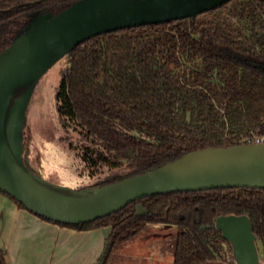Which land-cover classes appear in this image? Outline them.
Instances as JSON below:
<instances>
[{
    "label": "trees",
    "instance_id": "trees-1",
    "mask_svg": "<svg viewBox=\"0 0 264 264\" xmlns=\"http://www.w3.org/2000/svg\"><path fill=\"white\" fill-rule=\"evenodd\" d=\"M75 1L0 0V51L19 24L24 31ZM66 56L55 91L60 124L64 130L76 124L94 145L85 147L83 160L115 169L95 185L194 149L264 134V0H228L194 17L103 32ZM29 84L14 89L9 108ZM136 202L148 212L135 215ZM229 212L249 215L264 251V187L149 194L75 224L40 217L75 229L109 225L96 264H111L115 245L142 234L149 223L176 226L171 264H226L225 247L234 256L214 219ZM0 264H8L1 249Z\"/></svg>",
    "mask_w": 264,
    "mask_h": 264
},
{
    "label": "water",
    "instance_id": "water-1",
    "mask_svg": "<svg viewBox=\"0 0 264 264\" xmlns=\"http://www.w3.org/2000/svg\"><path fill=\"white\" fill-rule=\"evenodd\" d=\"M226 1L77 0L55 15L38 18L17 33L0 51V190L38 216L75 224L103 217L149 194L231 186L264 187V142L194 149L150 170L82 188L48 181L20 156L19 133L34 87L42 73L75 45L123 27L194 17ZM28 83L9 108L14 89ZM147 212L143 203H135V215ZM214 226L229 243L237 264H264L263 247L247 213L219 214Z\"/></svg>",
    "mask_w": 264,
    "mask_h": 264
},
{
    "label": "rangeland",
    "instance_id": "rangeland-1",
    "mask_svg": "<svg viewBox=\"0 0 264 264\" xmlns=\"http://www.w3.org/2000/svg\"><path fill=\"white\" fill-rule=\"evenodd\" d=\"M22 30L19 24L16 32ZM66 64L67 56L64 55L40 76L27 103L18 146L23 162L48 181L82 188L95 185L115 169L102 163L91 166L83 160L81 155L87 152L85 147L92 148L94 145L76 124H71L65 130L60 124L55 91L60 70ZM6 200L15 202L6 193H0V212L6 207ZM174 228L175 225H165L156 229L147 224L142 234L115 245L112 252L115 259L111 264H171ZM225 249V256L231 258L227 263L232 264L235 261L227 247Z\"/></svg>",
    "mask_w": 264,
    "mask_h": 264
},
{
    "label": "crops",
    "instance_id": "crops-1",
    "mask_svg": "<svg viewBox=\"0 0 264 264\" xmlns=\"http://www.w3.org/2000/svg\"><path fill=\"white\" fill-rule=\"evenodd\" d=\"M149 224L156 229L165 226ZM110 231L109 225L90 229L63 226L10 200L0 212V249L8 264H96Z\"/></svg>",
    "mask_w": 264,
    "mask_h": 264
},
{
    "label": "built area",
    "instance_id": "built-area-1",
    "mask_svg": "<svg viewBox=\"0 0 264 264\" xmlns=\"http://www.w3.org/2000/svg\"><path fill=\"white\" fill-rule=\"evenodd\" d=\"M243 142H254V143H258V142H264V134L263 135H252V136H247L244 138ZM231 260L230 257H226V262H229ZM233 261H235L234 257L232 259ZM236 262V261H235Z\"/></svg>",
    "mask_w": 264,
    "mask_h": 264
}]
</instances>
